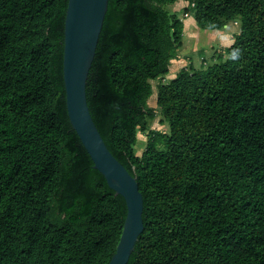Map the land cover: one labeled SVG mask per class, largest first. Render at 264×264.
I'll use <instances>...</instances> for the list:
<instances>
[{"label":"trees","instance_id":"trees-1","mask_svg":"<svg viewBox=\"0 0 264 264\" xmlns=\"http://www.w3.org/2000/svg\"><path fill=\"white\" fill-rule=\"evenodd\" d=\"M179 0H108L86 80L91 117L136 177L126 264H264V0H183L201 29L236 21L208 66L151 81L183 46ZM67 0H0V264H107L126 216L69 122ZM146 135L140 154L138 133Z\"/></svg>","mask_w":264,"mask_h":264},{"label":"water","instance_id":"water-1","mask_svg":"<svg viewBox=\"0 0 264 264\" xmlns=\"http://www.w3.org/2000/svg\"><path fill=\"white\" fill-rule=\"evenodd\" d=\"M107 5L108 0H67L62 76L66 111L72 129L88 153L92 167L125 201L126 216L122 231L107 264H126L143 231V197L136 177L126 170L104 143L89 112L85 93Z\"/></svg>","mask_w":264,"mask_h":264},{"label":"rangeland","instance_id":"rangeland-1","mask_svg":"<svg viewBox=\"0 0 264 264\" xmlns=\"http://www.w3.org/2000/svg\"><path fill=\"white\" fill-rule=\"evenodd\" d=\"M185 5H186L185 2H181L179 5L166 4L164 6V8L169 12H176L177 16L181 17L182 19L190 17V19L194 21L192 13H189L186 15V13L184 11H182V9L185 7ZM187 25H188V19L185 20V28H187ZM194 25H195V27L198 28V26L196 24H194ZM233 27H234V29H233L234 33H237L239 31V23L236 21H233V22H230V23L224 25L222 28H220V30L221 31H230V30H232ZM193 28H194L193 25L189 26V29L191 30V32H192ZM207 34H206V39L208 40V42H210V40L213 37H215V34L214 33H213V35L212 34L207 35ZM194 38H193L194 42H192L193 45L191 44L190 46H188L186 44L185 46L187 48L185 47V49H183L182 51L180 50L181 52L179 53V55L181 57L179 58V61L176 60V62H173V64H171L170 72L166 76H164L163 78L151 81L153 94L148 99L147 106L151 107L155 110L156 117L151 123H149V129L159 130V131H163V132L168 131L167 124H166V122H164L161 119L159 108H157V106H156L155 97H156L157 86L159 85V83H166L169 79H171V77L175 74V72L177 70H179L178 68L186 66L187 64L195 65L194 67L208 66L209 64H211L213 62L212 56L215 54V52L221 51L223 49V48L217 47L218 43H216V44H212L211 45L212 47H209V48L206 47L205 48V46H203L202 49L198 50L199 49V48H197L198 46L197 45L194 46V44H195V42H197L198 38H200V37L195 36ZM185 41L186 42L189 41V38L186 37ZM202 42H204V41H202ZM213 48L218 49L214 52V54H212V51H211V49H213ZM190 49H192V50H190ZM180 63H181V65H180ZM145 140H146V135L139 132L138 133V140H137L136 145H135L136 154H140V152L142 151Z\"/></svg>","mask_w":264,"mask_h":264},{"label":"crops","instance_id":"crops-1","mask_svg":"<svg viewBox=\"0 0 264 264\" xmlns=\"http://www.w3.org/2000/svg\"><path fill=\"white\" fill-rule=\"evenodd\" d=\"M181 2H185L186 3V1H183V0H179L178 2H176L175 4H173V5H179ZM186 19H188V25H187V28H185V20ZM183 20V27H184V39H183V46H182V48L180 49L181 51L183 50V49H185V45L187 44L188 46H190L191 44H192V42H194L193 41V38L195 37V36H197V37H200V38H198V40H197V42H195V44H194V46H198L197 48H199L198 50H200V49H202V47L203 46H205V48L206 47H212L211 45L212 44H216V43H218L217 44V47H219V48H225V47H227V46H229L230 44H232V42H233V36H234V31H233V29H234V27L232 28V30H230V31H221L220 29H201V28H197V27H195V21H193V20H191L190 19V17H188V18H185V19H182ZM191 25H193L194 26V28L192 29V32H191V30L189 29V26H191ZM212 34L213 35V33L215 34V37H213L211 40H210V42H208V40L206 39V34ZM207 34V35H208ZM186 37L187 38H189V41H185V39H186ZM195 39V38H194ZM196 41V40H195ZM202 41H204V42H202ZM215 41V42H214ZM193 45V44H192ZM193 46V47H194ZM187 48V47H186ZM179 50V53L181 52ZM190 50H192V49H190ZM216 50H218L217 48L215 49V48H213V49H211V51H212V54H213V52H215ZM181 57V56H180ZM178 61H179V59H178ZM173 62H176V60H173L172 61V64H173ZM184 64V63H183ZM194 64V63H193ZM180 65H181V63H180ZM183 66V65H182ZM195 66V65H194ZM180 67V66H179ZM181 68V67H180ZM180 68H178V69H180ZM177 72V71H176ZM175 72V73H176ZM175 75V74H174ZM173 75V76H174ZM172 76V77H173Z\"/></svg>","mask_w":264,"mask_h":264}]
</instances>
